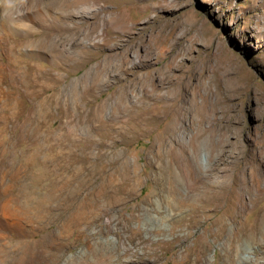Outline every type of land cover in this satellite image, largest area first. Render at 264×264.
<instances>
[{
    "label": "rangeland",
    "instance_id": "rangeland-1",
    "mask_svg": "<svg viewBox=\"0 0 264 264\" xmlns=\"http://www.w3.org/2000/svg\"><path fill=\"white\" fill-rule=\"evenodd\" d=\"M1 1L8 27L41 9L0 32V206L30 210L31 264H264V0H70L55 25ZM132 72L171 102L114 111Z\"/></svg>",
    "mask_w": 264,
    "mask_h": 264
},
{
    "label": "bare ground",
    "instance_id": "bare-ground-1",
    "mask_svg": "<svg viewBox=\"0 0 264 264\" xmlns=\"http://www.w3.org/2000/svg\"><path fill=\"white\" fill-rule=\"evenodd\" d=\"M5 1L8 2L7 7L11 8V5H13L12 0H5ZM1 2L2 1L0 0V4H1ZM71 6H72V3L70 0H48V3L46 4V8H44V9L47 12V14L51 12V15L54 16L56 22H53V21L52 22L55 25V24H60V22H64V20L62 21V16L68 15V11L71 9ZM31 8H32V6H31ZM102 8H98V9L101 10ZM23 9H24V7H23ZM23 9L18 10L16 8H14V9L11 8V9L5 10L3 16L6 17L7 19L11 20V22H9L10 26H11V23L14 21V22L21 23V26L24 27L28 22H32L33 19H35V16H34L35 10H36V14L39 13L41 10L38 7H36L35 10H34V8L33 9L28 8L27 10H25V9L23 10ZM98 9H94L92 11H97ZM32 10L34 12H32ZM117 12H118V10L110 11V14H116ZM42 15H43V13H42ZM52 19H53V17H52ZM41 21H42V19H41ZM6 26L8 27V25H6V20H5L4 24H3V22L0 24V32H4L6 29ZM10 26L8 28L11 29V32L19 31V30H17L18 28H15V27L12 28ZM55 28H56V26H55ZM24 31H25V28H24ZM51 48H53V45H51ZM123 64H124V62L122 63V65ZM86 76L87 75L84 76L85 80L87 79ZM131 76H132L131 79L125 80V83L121 86V89H119L117 96H115V99L118 101L115 102L114 111L120 110V109L124 110L126 107L129 114H130V117H132V114L134 111L131 108L132 103H130V101H129V99L131 98L130 92H133L137 89H139L145 93V98L146 97H148V99L154 98L155 100H157L158 103L161 102L160 100H165L167 102H171V100L168 97H166L164 95L161 96L158 94L156 87L154 86V84L149 79H145V78L138 79V78H136L134 72L131 73ZM96 78L99 82V77L97 75H96ZM98 82H97V85L100 84V82L99 83ZM52 87H55V86L53 85ZM165 93H167V92L165 91ZM52 99H51L52 101H55V98H52ZM45 105H46V103H45ZM151 105H152L151 107H149L147 110H145L147 115H149V113L151 112L154 105L156 108V103L151 104ZM172 109H174L173 106H172ZM144 117H145L144 120L147 122V120H149V117L147 118L146 114L144 115ZM68 131H70L69 128H68ZM89 132L90 131L88 130L86 136H89ZM54 136H57V134L49 133V135H48L49 138H51V137L53 138ZM2 178H4V175L1 176V179ZM2 184H4V183H2ZM260 184L261 183L259 181V178L256 176H252L251 181H249V182H246V181L243 182L242 180H239L238 181V188H237L238 194H237V196H235V198H238V195H239V200L241 199L242 195H240V192L241 193L243 192L248 196H252L253 193H255V192L258 193L259 191H262L263 187H261ZM215 185L218 188V187H220V185H222V182L218 181V182H216ZM5 187L6 186H4V189H5ZM4 189L3 190L1 189L3 191V193H4ZM240 204L242 207H245V204L243 202H241ZM39 213H40V211H39ZM34 214H36V213H34ZM87 214H89V213H87ZM84 215H86L85 211H82V212L79 211V212H77L75 219L80 220L81 218H83ZM35 217H37V216H35ZM72 219H74V217ZM260 219L261 220L259 221V229L261 230V234H263V236H264V232H263L264 231V214L261 216ZM30 221H31V212L27 207L11 206L10 200H7L5 203L3 202V204L0 206V264H31V257L32 256H30V254H29V250H30L29 249V238H28V235L26 233V229L28 228ZM71 221H74V220H71ZM16 229L21 234V239L19 240V242L17 244L14 243L13 238H12V234H13V232L16 231ZM58 234H60V232L59 233L57 232V235ZM253 234L254 233H251L248 235L252 236ZM55 260H56V258H55Z\"/></svg>",
    "mask_w": 264,
    "mask_h": 264
}]
</instances>
